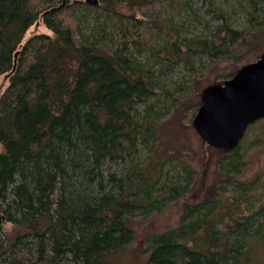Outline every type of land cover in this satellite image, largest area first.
Returning a JSON list of instances; mask_svg holds the SVG:
<instances>
[{
    "label": "trees",
    "instance_id": "obj_1",
    "mask_svg": "<svg viewBox=\"0 0 264 264\" xmlns=\"http://www.w3.org/2000/svg\"><path fill=\"white\" fill-rule=\"evenodd\" d=\"M164 1L0 0V264H128L136 224L192 188L179 103L257 51L264 0H170L166 23ZM40 18L53 34L25 39ZM249 127L214 156L231 176L216 191L237 200L189 206L147 237V264H264V198L234 178L264 145V118Z\"/></svg>",
    "mask_w": 264,
    "mask_h": 264
},
{
    "label": "rangeland",
    "instance_id": "obj_2",
    "mask_svg": "<svg viewBox=\"0 0 264 264\" xmlns=\"http://www.w3.org/2000/svg\"><path fill=\"white\" fill-rule=\"evenodd\" d=\"M163 4L166 7V13L164 18V22L168 19L175 18L179 19L180 15V6L177 2H171L170 0H165ZM237 9L232 10L231 12V20L236 26H244L247 18L243 12L240 11L239 6H235ZM153 13V11H150ZM154 17V13L150 14ZM38 22V23H37ZM37 22H35L26 32L25 39H28L35 33H48L53 34L52 30H50L44 21L40 18ZM85 22V21H84ZM85 28L89 27L87 23H83ZM198 29V28H197ZM89 31V30H87ZM157 37V36H154ZM257 51H248L243 54L238 61L228 64V65H216L209 72H207L206 76L200 78L197 81V91L193 93L188 99H185L182 103H179L178 107H181L184 112H187V121H185V137L183 139L182 145L187 147L188 150L183 153V158H185L189 164L194 167L197 172V181L193 188L188 191L187 195L181 200L171 204L164 210L160 212H156L149 217H146L139 221L136 224L137 230V238L134 242H132L126 251V262L128 264H147L148 257V249L149 243L147 241V237L153 232H161L165 229L172 228L178 226L181 221V216L185 213L186 209L189 206L200 205L206 201H214L220 198L221 200H225L226 203H232L237 200V198L233 197L234 192L227 191L224 194L220 191H216L223 185L224 180L228 179L229 174L227 171L219 170L216 166V161L219 158H216L215 162L210 160L209 155L207 154L205 143L201 140L200 136L196 133L195 129L192 126V120L194 115L198 111V107L200 105V97L199 93L202 88L205 86L214 83L216 81H224L232 77L238 68L242 65L257 60L261 51L264 50V40H262L256 49ZM261 52V53H260ZM182 70H178L174 74V79H179L183 75ZM9 84V77L7 74H0V96L5 90V88ZM166 105H169L167 102ZM250 128V127H249ZM248 130V129H247ZM252 133H258V130L255 128L252 130ZM2 150V145L0 143V152ZM229 153V152H228ZM228 153H224L220 151V154L227 155ZM215 156V154H214ZM244 164L239 173L234 176L235 180L238 182H250L256 179L257 188L259 189V196L261 198L264 197V145L256 148H252L248 150L244 154ZM260 198V199H261ZM262 201V200H261ZM6 229H12L11 223L5 224Z\"/></svg>",
    "mask_w": 264,
    "mask_h": 264
},
{
    "label": "water",
    "instance_id": "obj_3",
    "mask_svg": "<svg viewBox=\"0 0 264 264\" xmlns=\"http://www.w3.org/2000/svg\"><path fill=\"white\" fill-rule=\"evenodd\" d=\"M85 1L98 4L100 0ZM199 96L193 128L209 146L230 152L249 125L264 118V50L257 60L242 65L232 77L205 86Z\"/></svg>",
    "mask_w": 264,
    "mask_h": 264
},
{
    "label": "flooded vegetation",
    "instance_id": "obj_4",
    "mask_svg": "<svg viewBox=\"0 0 264 264\" xmlns=\"http://www.w3.org/2000/svg\"><path fill=\"white\" fill-rule=\"evenodd\" d=\"M203 89V88H202ZM201 89V90H202ZM200 90V91H201ZM200 97V96H199ZM197 133V132H196ZM204 142V141H203ZM205 143V142H204ZM205 145V148H206V151H207V154L209 155V158H210V160H212V162H215V160H214V158L220 153V151H222V152H224L225 153V151L223 150V149H218V148H215V147H212V146H209L207 143H205L204 144ZM214 154L216 155L215 157H214ZM222 155H224V154H220V155H218L219 157H221ZM214 160V161H213ZM218 160L219 159H217V161H216V166H217V163H218ZM196 181H197V179H196ZM196 181H195V183H194V186H195V184H196ZM194 186H193V188H194Z\"/></svg>",
    "mask_w": 264,
    "mask_h": 264
},
{
    "label": "bare ground",
    "instance_id": "obj_5",
    "mask_svg": "<svg viewBox=\"0 0 264 264\" xmlns=\"http://www.w3.org/2000/svg\"><path fill=\"white\" fill-rule=\"evenodd\" d=\"M38 23V22H37ZM191 93V92H190ZM264 198V197H263Z\"/></svg>",
    "mask_w": 264,
    "mask_h": 264
}]
</instances>
